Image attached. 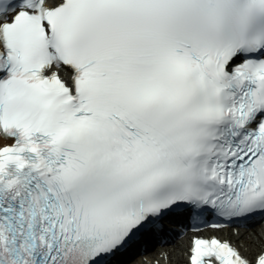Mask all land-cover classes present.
I'll return each mask as SVG.
<instances>
[{
  "label": "snow or ice",
  "instance_id": "6c2138e0",
  "mask_svg": "<svg viewBox=\"0 0 264 264\" xmlns=\"http://www.w3.org/2000/svg\"><path fill=\"white\" fill-rule=\"evenodd\" d=\"M264 264V0H0V264Z\"/></svg>",
  "mask_w": 264,
  "mask_h": 264
},
{
  "label": "bare ground",
  "instance_id": "6f19581e",
  "mask_svg": "<svg viewBox=\"0 0 264 264\" xmlns=\"http://www.w3.org/2000/svg\"><path fill=\"white\" fill-rule=\"evenodd\" d=\"M245 241H257L259 237H264V226L255 228H239ZM217 233L219 235H232L235 237L236 229H222L220 231L205 230L198 234ZM194 233L187 232L172 241L169 245L158 247L155 251H150L129 264H187V249L189 248L190 237Z\"/></svg>",
  "mask_w": 264,
  "mask_h": 264
}]
</instances>
